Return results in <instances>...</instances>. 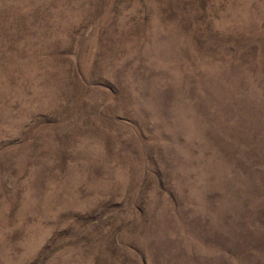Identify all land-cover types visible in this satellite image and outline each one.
Segmentation results:
<instances>
[{
    "label": "rangeland",
    "instance_id": "374dc122",
    "mask_svg": "<svg viewBox=\"0 0 264 264\" xmlns=\"http://www.w3.org/2000/svg\"><path fill=\"white\" fill-rule=\"evenodd\" d=\"M0 264H264V0H0Z\"/></svg>",
    "mask_w": 264,
    "mask_h": 264
}]
</instances>
